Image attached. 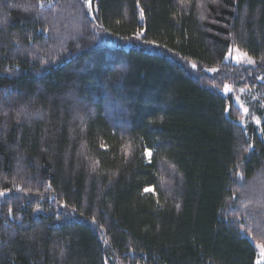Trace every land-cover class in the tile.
I'll list each match as a JSON object with an SVG mask.
<instances>
[{"label": "trees", "instance_id": "1", "mask_svg": "<svg viewBox=\"0 0 264 264\" xmlns=\"http://www.w3.org/2000/svg\"><path fill=\"white\" fill-rule=\"evenodd\" d=\"M232 47L264 69V0H0V264H257Z\"/></svg>", "mask_w": 264, "mask_h": 264}, {"label": "rangeland", "instance_id": "2", "mask_svg": "<svg viewBox=\"0 0 264 264\" xmlns=\"http://www.w3.org/2000/svg\"><path fill=\"white\" fill-rule=\"evenodd\" d=\"M87 4L89 8H91L92 0H87ZM123 46L126 48L133 47V42H125L123 43ZM137 46H140V44ZM229 52H231V55H229L228 53L225 58V64L227 65V67L231 70L236 69L240 72L245 70L246 68H249V72H247V76L245 77V79L243 80L241 79L242 81H240V83L236 82L235 80L226 81L223 84V86L220 88V90L224 95L232 96L235 106L239 109L241 113V119L239 120V123L242 125V127H244V129H247L250 124L256 126L257 128H260L261 118L258 116L257 113H255L254 103L257 100L255 90L253 89L252 86H243L242 83L248 80L249 77L250 78L255 77L256 81L264 83V69H258L257 71L253 72L252 70L258 68L260 62H258L252 56L248 55L246 52H244L243 50L237 47H232ZM181 63H183V65H185L186 68H188L189 70L191 71L193 70V73L196 71V67L195 68L192 67V65L195 64L194 62L181 61ZM224 70L225 68L223 67L210 68V69H205L203 71V74L216 75ZM253 105H254V109H253ZM260 176L261 177H259L256 181L260 186V189L262 190L264 189V183L262 178L264 176L262 175ZM262 195L263 194L259 196L257 194L254 195L257 197L258 200L257 202L264 203V196L262 198ZM254 243L258 251L257 264H264V246L260 243H256V242Z\"/></svg>", "mask_w": 264, "mask_h": 264}, {"label": "snow or ice", "instance_id": "3", "mask_svg": "<svg viewBox=\"0 0 264 264\" xmlns=\"http://www.w3.org/2000/svg\"><path fill=\"white\" fill-rule=\"evenodd\" d=\"M137 35H140V34L137 33ZM153 43H154V42H153ZM229 55H231V52H229ZM245 55H246V54H245ZM192 67L195 68L196 65L193 64ZM213 71H215V70H213ZM258 122H259V121H258ZM146 154H147L149 157H151V156H152L151 149H147V150H146ZM144 191H145V192H152V191H154V189H153V188H145ZM2 194H3V193H0V195H2Z\"/></svg>", "mask_w": 264, "mask_h": 264}]
</instances>
